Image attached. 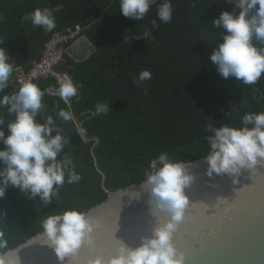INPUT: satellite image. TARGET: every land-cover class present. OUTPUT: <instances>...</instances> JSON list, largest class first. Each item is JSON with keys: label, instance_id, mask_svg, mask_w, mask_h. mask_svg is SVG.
<instances>
[{"label": "trees", "instance_id": "trees-1", "mask_svg": "<svg viewBox=\"0 0 264 264\" xmlns=\"http://www.w3.org/2000/svg\"><path fill=\"white\" fill-rule=\"evenodd\" d=\"M161 2L157 0L142 21H135L119 12V0H0V46L8 49L14 64L9 87L0 96L19 88L16 73L29 71L55 33L80 25V36L94 47L89 57L77 61L66 52L74 41L69 39L55 68L80 85L79 97L70 103L85 136L100 139L94 154L109 190L144 181L150 160L162 151L183 162L204 157L209 124L240 126L246 112L264 111V100L254 98L253 93V89L264 91V75L255 85H243L234 78H223L210 60L224 32L211 22L233 5L225 0H171L173 18L163 23L157 17ZM58 4L63 8L55 14L56 27L50 32L21 20L35 8ZM145 30H151L150 37L135 38ZM143 70L152 73L151 79L137 86L135 79ZM33 82L45 92L47 106L38 120L55 117L57 104L68 110L58 94L48 92L58 88L53 77ZM98 102L109 105L107 114L95 115ZM0 114L6 121L13 118L6 110ZM57 123L70 138L63 154L72 157L82 179L65 183L49 206L9 186L0 199V230L8 249L42 232L41 222L48 215L70 208L86 212L107 198L91 151L96 140L81 139L74 119ZM0 127L7 135L6 124Z\"/></svg>", "mask_w": 264, "mask_h": 264}, {"label": "clouds", "instance_id": "clouds-1", "mask_svg": "<svg viewBox=\"0 0 264 264\" xmlns=\"http://www.w3.org/2000/svg\"><path fill=\"white\" fill-rule=\"evenodd\" d=\"M233 5L224 10L212 23L213 28H223L222 42L215 47L210 60L218 73L225 79L234 78L243 85H255L264 75V0H225ZM157 0H119V12L127 18L142 21ZM58 4L54 8H35L21 18L31 23L33 28H43L50 32L56 27L55 14L62 11ZM174 7L171 0H162L157 7L160 22L169 23L173 18ZM158 27L157 20L152 21ZM151 30H145L135 38H148ZM3 42L0 41V45ZM7 48L0 46V93L9 87L14 64L10 61ZM152 73L143 70L135 79L137 86L150 80ZM80 85L65 75L59 82L57 94L66 106L73 98L79 97ZM254 98L264 100V91L253 89ZM45 92L32 80L23 82L11 94L0 96V111L6 110L13 117L6 121L0 114V126L7 127L5 134L0 127V199L4 198L9 186L27 194L33 201L37 198L44 206H49L57 197L65 183H79L82 176L76 171L72 157L64 153L70 138L63 134L57 120L69 122L73 114L68 108H60L55 117L48 116L43 122L37 119L47 106L43 102ZM109 105L98 102L95 115L107 114ZM210 133L205 137L208 145L204 160L208 177L228 176L233 183L242 170L264 168V111L246 112L240 126H207ZM77 135L83 139L85 130L78 129ZM63 154V155H62ZM187 163L170 158L166 151L152 158L145 172L146 179L140 185L146 187L151 214H166L167 219L157 223L150 235L140 237V243L131 247L121 241L115 256L105 261L97 256L89 264H185L184 254L173 244V234L185 217L189 198L185 189L194 181ZM137 198L140 193L137 192ZM153 208L156 210L153 211ZM42 235L47 245L54 249L58 258L75 256L81 246L92 242L95 221L77 208L66 209L62 213L48 215L42 222ZM8 240L0 230V264H20L4 250Z\"/></svg>", "mask_w": 264, "mask_h": 264}, {"label": "water", "instance_id": "water-1", "mask_svg": "<svg viewBox=\"0 0 264 264\" xmlns=\"http://www.w3.org/2000/svg\"><path fill=\"white\" fill-rule=\"evenodd\" d=\"M57 89L49 88L48 92L57 94ZM69 108L77 129L82 128L71 103ZM83 139L96 140L91 151L107 192L104 201L86 211L96 223L92 242L83 244L75 256L61 260L47 245L42 231L5 251L20 264H70L72 260L89 264L97 256L107 261L117 254L121 241L135 247L141 236L150 235L157 223L167 219L163 213H157L158 219L151 214L147 186L140 187L144 181L107 189L106 174L94 154L100 139L85 135ZM206 168L204 157L190 161L189 171L195 179L185 193L193 204L185 211L186 222L173 234V244L184 254L185 264H264V168L242 170L238 183L228 176L208 177ZM137 192L140 198L134 199ZM101 238L109 242L104 247L99 244Z\"/></svg>", "mask_w": 264, "mask_h": 264}, {"label": "built area", "instance_id": "built-area-1", "mask_svg": "<svg viewBox=\"0 0 264 264\" xmlns=\"http://www.w3.org/2000/svg\"><path fill=\"white\" fill-rule=\"evenodd\" d=\"M82 27L75 25L74 27L66 28L60 33H55L53 37L45 44L42 56L38 61H35L28 72L17 76L18 86L27 81L35 80L40 77H53L59 87V82L67 73L58 71L55 66L62 60L64 48L63 45L69 39H77L80 37Z\"/></svg>", "mask_w": 264, "mask_h": 264}, {"label": "crops", "instance_id": "crops-1", "mask_svg": "<svg viewBox=\"0 0 264 264\" xmlns=\"http://www.w3.org/2000/svg\"><path fill=\"white\" fill-rule=\"evenodd\" d=\"M92 44L85 36H80L75 39L71 45L66 49V52L75 60L79 61L81 59H85L91 55L93 51H91ZM23 72L18 71L16 74L21 75Z\"/></svg>", "mask_w": 264, "mask_h": 264}, {"label": "snow or ice", "instance_id": "snow-or-ice-1", "mask_svg": "<svg viewBox=\"0 0 264 264\" xmlns=\"http://www.w3.org/2000/svg\"><path fill=\"white\" fill-rule=\"evenodd\" d=\"M192 204H193V203H192ZM192 204H189V206H188L189 211L191 210V206H192ZM186 219H187V215H185V221L180 222V224L186 222ZM108 243H109V242H108L106 239H104V238H101V239L99 240V244H100L101 247L106 246ZM70 264H76L75 260L70 261Z\"/></svg>", "mask_w": 264, "mask_h": 264}, {"label": "rangeland", "instance_id": "rangeland-1", "mask_svg": "<svg viewBox=\"0 0 264 264\" xmlns=\"http://www.w3.org/2000/svg\"><path fill=\"white\" fill-rule=\"evenodd\" d=\"M92 50H94V47H93V46H91V51H92Z\"/></svg>", "mask_w": 264, "mask_h": 264}]
</instances>
